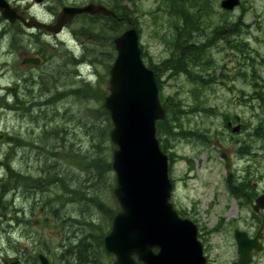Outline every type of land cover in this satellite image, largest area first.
I'll list each match as a JSON object with an SVG mask.
<instances>
[{"label": "rangeland", "instance_id": "obj_1", "mask_svg": "<svg viewBox=\"0 0 264 264\" xmlns=\"http://www.w3.org/2000/svg\"><path fill=\"white\" fill-rule=\"evenodd\" d=\"M7 1L12 7H23L27 13L33 14L34 17L37 16L35 18L47 23L67 2L79 3L85 0H44L40 3L36 0ZM105 1L112 4L114 0ZM210 1L211 13L208 23L219 27L218 32L221 38L207 41L211 42V45L206 48L204 53V63L209 66L191 64L189 68L191 74L177 70L178 63L172 61L174 52H171L167 45L170 43L168 40L171 37L165 38L169 32L159 31L166 28L167 25L157 24V21L154 20L153 11L159 13L157 0H133V3L130 0H115V4L125 5L134 10L132 16L139 23L142 58L147 66L152 67L158 75L160 98L162 102L169 103L170 120L177 119L176 125L185 130L198 128L208 129L211 134L220 133L218 139H214L208 144H204L196 138L176 140L167 138L166 152L168 155L172 154L170 175L177 182L175 200L179 204V209L184 213L183 216L186 214L187 218L193 220L200 227L202 234L200 240L204 245L207 264H238L234 231L243 229L255 233L257 228L250 227L247 221L239 220L240 211L236 199L232 197L227 185L228 176L224 161L221 159V149L213 145V142L219 141L222 147L230 150L234 161L233 175L235 176L238 137L227 129V122L232 121L233 126H237L234 117L236 114L242 115L245 125L250 128L249 132L252 131L250 127V124L254 123L252 107L243 103L246 97L254 91L251 87L252 80L256 82L264 80V5L261 3L263 0H246V10H243L242 14L247 12L246 15H243L249 28L246 26L240 28L237 21L242 14L238 8L233 11H225L221 8L222 0ZM234 24H236L237 30L235 33L229 34L228 29ZM73 27L77 26L73 25ZM93 29L95 34L99 33L98 27ZM225 29L227 32L222 34L221 31ZM158 32H160L159 36L162 35L160 38L156 35ZM26 34L20 25L9 23L0 14V135L22 136L25 141L22 142V145L15 146L8 144L7 140L1 141L0 161L5 159L4 153L9 148H13L14 156L8 162L16 170H20L22 164V169L26 166L27 162H24V156L34 153L36 148L31 142L38 140L36 138L41 133L43 124L37 119L23 117L21 112L5 109L7 105L13 103L14 96H17L20 101L28 102L27 104L36 100L39 107L52 99L55 102L45 107L48 111L57 108L63 110L70 108L87 122L96 121L98 124L103 118L95 116L92 118L93 121L89 119L96 109H100L101 106L105 108L104 102L105 97L109 94V73L112 65L111 61L109 63L107 60L109 56L107 53L114 44V41L106 44L102 41H84L85 45L83 44L81 47L77 41H67V44H63L61 41L39 40L34 36L30 38V35ZM240 36L250 39V41H236ZM253 38L259 40L253 41ZM188 42L192 44L195 41ZM74 44L77 54L80 55V52L84 51L87 57L90 56V61L94 62L93 66H76L79 73L83 74L81 78L75 69L76 62L72 60L67 49V46L72 49L71 46ZM238 50H243L244 53L247 50L251 52L249 56L254 59L248 65L250 68L256 67V70L251 68L252 71L241 72L238 63ZM25 53L39 56L43 60L41 66L23 67L21 60ZM259 65L261 66L258 67ZM198 73L208 79V84L192 79V76H197ZM253 74L256 77L252 78ZM83 80L90 81L91 87L83 83ZM98 87L105 92V97L101 101L96 98V88L98 89ZM57 91L59 93L68 91V94L57 98ZM256 91L260 92L261 89L255 88ZM65 95L67 96L65 97ZM241 99L242 104L239 103ZM67 127L69 134L73 135H68L67 132L66 141L72 145L77 144L76 151L78 153H86L91 147L90 136L83 128L79 129L71 124H68ZM74 130L77 134L72 140ZM104 147L112 163V155L116 147L111 142L110 135L107 142L104 143ZM61 156L64 157L58 160V164H61L62 171L66 173L69 184L81 190L83 194L91 195L92 191L95 192L93 183L96 180L92 182L91 178L96 173L92 174L83 170L80 166L82 155L75 154V152L66 155L62 152ZM26 167L32 169L31 166ZM4 172L5 167L0 169V178L3 177ZM96 179L98 180V178ZM102 179L106 186L100 187L103 189L99 190L98 195L105 204L120 211V206L113 195L116 186L114 171L104 174ZM110 185L113 187L109 188ZM55 191L67 194V189L61 186L48 189L46 192L54 197L52 194ZM6 201H8L5 203L6 210L3 211L1 210L3 207H0V231L1 235L6 236L0 241V245L4 247L14 245L15 249L16 245L19 248L24 247V249L29 246L28 252L23 249L18 252L34 257L35 264L40 253L46 255L51 264H66L65 259L60 256L63 252L60 246L65 237L69 239L70 232L84 231L81 222L84 219L95 225L103 226L105 228L104 236L110 232L112 227V222L107 220L108 214L100 213L91 204L69 200L65 201L64 206L56 203V208L60 210V216L68 218L64 221L62 218L59 221L53 212L49 210L44 212L43 208H39L38 215H31L34 200L27 199L26 196L19 193ZM243 217H246L245 212ZM38 218L42 219L41 226L34 224ZM257 222L258 224L263 223L262 220ZM22 233L31 235L32 240L24 235L23 239L16 244L14 238L19 240ZM9 236L13 238H8ZM31 243L34 245L33 252L30 251ZM6 248L8 249L7 255L10 257L14 255L13 248ZM252 264H264V252L257 255Z\"/></svg>", "mask_w": 264, "mask_h": 264}, {"label": "water", "instance_id": "obj_2", "mask_svg": "<svg viewBox=\"0 0 264 264\" xmlns=\"http://www.w3.org/2000/svg\"><path fill=\"white\" fill-rule=\"evenodd\" d=\"M239 4L240 0H222L221 8L233 11ZM0 14L9 23L19 21L27 29L53 34H59L80 14L115 15L103 5L66 6L60 11L57 22L50 25L34 17L25 19L7 0H0ZM114 46L117 55L110 68L109 94L104 106L113 124L110 132L111 142L116 147L112 155V170L116 176L113 195L120 211L104 237V248L115 257L114 264H207L198 226L181 217L171 201L173 184L169 177V160L160 147L156 126L166 118V110L160 100L155 74L142 59L136 27L116 37ZM23 63L38 65L40 59H26ZM238 130L235 126L232 132ZM3 140L0 135V141ZM215 144L220 145L218 141ZM221 159L227 174L231 175L233 163L228 149H222ZM255 208L264 210V196L257 200ZM35 225L41 226L42 219H36ZM234 238L238 242L239 264H250L253 251L263 247L259 241L261 231L254 239L235 231ZM39 259L41 264H50L43 254Z\"/></svg>", "mask_w": 264, "mask_h": 264}, {"label": "trees", "instance_id": "obj_3", "mask_svg": "<svg viewBox=\"0 0 264 264\" xmlns=\"http://www.w3.org/2000/svg\"><path fill=\"white\" fill-rule=\"evenodd\" d=\"M133 3V0H130ZM114 2V4H113ZM111 3H107L110 8L114 9L116 14L119 16L118 19H113V36L119 35L124 29L132 27L133 25L137 26L138 31V21L135 19L132 14H134L133 9H129L127 6L120 4H115V0ZM159 13L153 11L155 16V21L157 24H166L167 27L159 30L160 32L167 33L169 35L165 38H170V43L167 44L171 52H174L172 55V61L177 62V70H182L185 73L191 74L189 68L191 64L198 66H209L204 63V53L206 48L210 47L211 42L214 39L221 38L218 26L213 24L209 25L208 17L211 13L210 0H157ZM129 18V22H128ZM107 22V21H106ZM106 22L101 23L106 25ZM91 22L88 23L89 30L91 31ZM237 30L236 24L232 25L228 29L229 34L235 33ZM160 32L156 35L160 38ZM91 36L99 38L100 36L92 31L90 32ZM194 33V35H193ZM107 34V33H106ZM105 35V34H104ZM108 36V35H107ZM110 37H113L109 33ZM227 36V35H225ZM164 38V37H162ZM166 40V39H165ZM184 41V42H182ZM188 41H195L190 44ZM104 44L110 43L111 41H102ZM113 50V45L110 51L107 53L108 62H113V56L111 54ZM90 56H86L83 52L82 56L77 60L78 63L84 67L93 66L94 62L90 61ZM106 60V61H107ZM76 62V63H77ZM152 68V67H151ZM154 70V69H153ZM157 83L158 75L154 70ZM177 73V72H176ZM199 74V73H198ZM78 76V75H77ZM83 74H80V78ZM192 79H196L197 82H203V84H208L207 80L202 75L192 76ZM206 79V80H205ZM86 85H89L90 81L83 80ZM210 81V80H209ZM88 82V83H87ZM159 84V83H158ZM89 87H91L89 85ZM160 89V88H159ZM96 98L97 100H103L105 97V92L96 88ZM77 92V91H76ZM85 92H88L85 90ZM64 94L57 91V98L63 96ZM67 95H65L66 97ZM12 104H8L7 108L10 111L21 112L23 117H28L31 119H37L42 122L41 133L36 139L37 141H32L31 144L34 146V153L24 156V162L28 167H20V170H16L13 165H11L9 160L14 156V149L9 148L6 153H4L5 159L2 162L0 169L5 167V172L3 177L0 178V207L6 210L5 203H8V198L14 196L15 194H21L26 196L27 199H33L31 215H38L39 208H43L44 212L49 210L57 216V220H62L63 217L60 216V210L56 208V203L64 206L65 201H73L84 204H91L93 208L98 210L100 213L108 214V221L112 222L113 217L115 216L118 210L105 204L102 201V198L98 195V192L101 186H106L103 181L104 174L110 173L112 171V163L109 160L104 147V143L107 142L110 132L112 130V121L110 114L106 108L101 106L100 109H96L92 112V115L89 120L93 121L92 118L99 116L103 119L97 124L95 122H87L80 114L70 108L48 111L45 107L48 104H52L55 101L52 99L49 102L41 104L39 107L36 100L30 102L20 101L17 96H14ZM162 101V100H161ZM163 106L167 111V116L164 120L157 122V136L160 142L162 150L166 152L167 146L165 144L167 138L170 140H176L179 138H196L204 144L211 143L212 140L218 139L220 133L215 132L211 134L208 129H189L185 130L176 125L177 119L170 120V108L169 103L163 101ZM26 105V106H25ZM25 106V108H23ZM103 122V124H102ZM71 124L73 126L79 127L88 134L91 138V147L89 150L84 152H77L78 147L72 145L66 141L65 135H67L68 127L67 125ZM97 124V125H96ZM104 125V126H103ZM228 129V127H227ZM77 133L74 130V137ZM68 135H73L69 134ZM4 140H7L8 144L11 145H22L24 137L15 136L12 137L9 134L7 136L3 135ZM2 143V142H1ZM215 141L213 142V145ZM15 148V147H14ZM66 153V155H71L72 152L75 154L82 155V160L80 166L86 172L92 174L96 173L91 181L93 183V188L95 192L92 191L91 195L83 194L79 189L72 187L69 184V181L66 178V173L62 171L61 164H58L64 156H61V153ZM172 154H169L171 158ZM67 159H72L71 157H65ZM84 161V164H83ZM98 178V180L96 179ZM69 185V186H68ZM227 185L232 197L236 198V189L237 182L235 176L232 174L227 177ZM64 187L67 189V194H61L60 191H55L51 197L46 191L54 187ZM108 186V185H107ZM113 185H110L109 188H112ZM81 191V192H80ZM16 197V196H15ZM89 208L87 207V210ZM21 214V213H20ZM68 218H63L62 221L67 220ZM83 230L84 231H72L68 235L69 239L65 237L61 248L63 249L62 254L60 255L65 259L66 264H112L113 256L107 253L104 249L103 239H104V230L105 228L101 225H95L91 221L82 220ZM80 235H75V234ZM76 238V239H75Z\"/></svg>", "mask_w": 264, "mask_h": 264}, {"label": "flooded vegetation", "instance_id": "obj_4", "mask_svg": "<svg viewBox=\"0 0 264 264\" xmlns=\"http://www.w3.org/2000/svg\"><path fill=\"white\" fill-rule=\"evenodd\" d=\"M245 1L246 0H240V5L237 7L241 11V14H242L243 10L244 11L246 10ZM107 3H110V2H107L105 0H85L84 2H79V3L67 2L66 5H64L62 7V9L66 6L83 7V6H86L89 4H96V5H103V6L107 7L108 9L112 10L115 13V15L114 16H106L103 14H94V15L80 14V15H77L73 18V20L68 25H66L62 29V31L59 34H53V33L48 32L46 30H40V29H27L19 21L15 22L14 24L20 25L22 28V31L25 32V34L26 33L29 34L30 38L32 36H34V38L37 37L39 40H44V41H61L63 44H67V41H77V42H79L81 47L83 46V44L85 45L84 41H114L117 36L121 35L123 32L128 30L130 27L124 29L119 35L113 36L112 30H113L114 23L112 20L113 19L119 20L120 18L116 14L114 9L110 8V6H108ZM261 3L264 5V0L261 1ZM17 8L19 9V13H22L24 15L25 19L28 20V19L34 17L33 14L27 13V11L23 9V7L19 6ZM263 9H264V7H263ZM60 11H58V13L54 14V17L52 19H50L48 21L47 20H43V21H47V24L54 25L57 22V18H58ZM245 13H247V12H244L243 14H245ZM243 14L240 15V18L237 21V24L240 25V28L244 27V26L249 28V25H248L247 21H245ZM35 17H37V16H35ZM39 20H41V19H39ZM129 21L130 20L128 18V22ZM89 22L93 23V24H91V31L93 33H94L93 28L97 29V27H98L99 33H97V34L100 36L99 38L93 37L94 36L93 34L91 36V33H90L91 31L89 30V27H88ZM103 22H106V25H103L104 27H102V25H101V23H103ZM73 25H75L77 27L74 28ZM222 32L223 31H221V33ZM109 33L112 34L113 37H110ZM39 37H41V38H39ZM258 40L259 39L253 38V41H258ZM82 41H83V43H82ZM236 41H250V39L243 38L242 36H240ZM71 47H72V49L69 48V46H67V49L70 52L69 54L71 55L72 60H74V62H77V60L82 56L83 53L80 52V55L77 54V49H76L75 44ZM111 54H112L113 60H114V58L116 56L114 44H113V50H112ZM247 54H248V56H246ZM249 54H251V52H249L248 50L245 51V53L243 52V50H238V63L240 64L239 67L241 68V72L242 71L243 72L244 71L249 72V70L252 71L251 68H253V70H256V67L252 66L250 68L248 65L254 59V58H251L249 56ZM34 57H37L40 59V63L38 65H34V66L40 67L41 64L43 63V60L39 56L32 55L31 53H25L23 55V59L21 60V64L23 65V67H30L31 65H33V64H29V63L24 64L23 62L26 59H31ZM76 66L81 67V64L77 62V64L75 63V67ZM260 66L261 65H259L258 67H260ZM75 69L77 70L76 71L77 73L80 72L78 67H76ZM245 76H247V74H245ZM245 76H244V78H245ZM251 77L254 78V77H256V75L253 74ZM249 78H250V76H249ZM255 82L256 81L252 80L251 87L254 89V91L251 92V95L246 97V100L243 103V104H246V105L252 107L251 108L252 114H253L252 119L254 121L253 124H250L252 131L249 132L250 128L247 127L248 125H245V123L243 121L244 117L242 115L236 114L234 117L235 122L239 128V130L236 134L238 137V140H237V158H236V175H235L236 182H237L236 198L235 199L237 202L238 210L240 211L239 220L241 222L247 221L250 224V227L257 228L255 233L245 231L243 229H237V231L246 233L248 238H250V239H254L258 235V233L261 231V238L259 239V241L263 246L262 250H260V251L254 250L253 251L252 262L250 264H252L253 261H255L257 255H260L264 252V210H262V209L256 210V208H255L257 200L261 196H264V80L260 81V82H256V85H255ZM255 88H260L261 91L255 92ZM241 101H242V99L239 101L240 104H242ZM228 122H230V121H228ZM228 122H227V126H228ZM228 127L230 128V126H228ZM170 178H171V181L173 183V191H172L173 204H174L175 208L178 210V212L183 216L184 213L179 209V204L175 200V190H176L177 182L172 177V175H170ZM244 212L246 213L245 218L243 217ZM184 217H187L186 214L184 215ZM259 220H262L263 223L260 222L258 224L257 221H259ZM34 224H35V222H34ZM198 228H199V238L201 239L202 234H201L199 226H198ZM10 230H13V228H10ZM6 232H7V230H6ZM24 235H26V234L22 233L19 240L17 238H14L16 241V244L23 239ZM30 236L31 235H29V234L26 235V237H30ZM5 237L6 236L1 235V231H0V241L2 239H4ZM8 238H13V237L9 236ZM29 240H32V238L30 237ZM235 242H236V248L238 250V242L236 240H235ZM6 247H9L11 249L13 248L16 253L13 252L14 255H12L10 257V255H7L8 249ZM6 247L0 245V264H35V258L34 257L32 258V257H29L28 255H25L23 253L18 252L20 249H23L26 252H28L29 246H27L25 249H24V247L19 248L18 245H16V249H15L14 245L13 246L12 245L6 246ZM33 250H34V245L31 243L30 251L33 252ZM41 254L42 253L38 254V256L36 258V264L37 263L41 264V261L39 259V256ZM237 256H238V252H237ZM21 257H22V259H21ZM113 258H114V260H113V263H114L115 257H113ZM238 264H239V257H238Z\"/></svg>", "mask_w": 264, "mask_h": 264}, {"label": "bare ground", "instance_id": "obj_5", "mask_svg": "<svg viewBox=\"0 0 264 264\" xmlns=\"http://www.w3.org/2000/svg\"><path fill=\"white\" fill-rule=\"evenodd\" d=\"M62 94H68V91H64Z\"/></svg>", "mask_w": 264, "mask_h": 264}]
</instances>
